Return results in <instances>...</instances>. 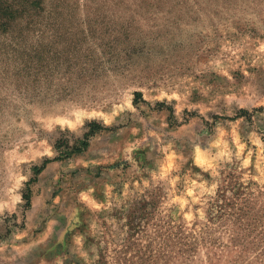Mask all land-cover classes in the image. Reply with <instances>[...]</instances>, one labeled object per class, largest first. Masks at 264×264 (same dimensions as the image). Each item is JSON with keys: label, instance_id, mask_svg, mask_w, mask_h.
<instances>
[{"label": "rangeland", "instance_id": "1", "mask_svg": "<svg viewBox=\"0 0 264 264\" xmlns=\"http://www.w3.org/2000/svg\"><path fill=\"white\" fill-rule=\"evenodd\" d=\"M159 248L264 264V0H0V264Z\"/></svg>", "mask_w": 264, "mask_h": 264}, {"label": "trees", "instance_id": "2", "mask_svg": "<svg viewBox=\"0 0 264 264\" xmlns=\"http://www.w3.org/2000/svg\"><path fill=\"white\" fill-rule=\"evenodd\" d=\"M135 96L139 97V94H136ZM142 103L144 105H147L146 102H142ZM134 104L135 105L137 104V100L134 101ZM156 106L159 109V108H162L164 106V104L158 103V104H156ZM241 113H244V115L247 114L246 111H243ZM88 128L90 130L88 132H86L81 139H76L72 148L67 146V150L64 153V155H66L68 157L74 153H79L81 151H84L88 146V138L93 135L92 134L93 129H97L98 131L103 130V129H105V130L110 129V128H101V126H98L96 123H89ZM47 161L48 160H44L40 166H33L32 167L33 173L34 174L40 173L43 170V168L45 167ZM24 199L26 201V205L28 206V203H29L28 195H25ZM250 215H251L250 209H248L246 205H242V206L238 207L235 212H232L230 214V216L234 218L235 223L239 222L238 226H236V228L234 230L235 232H240L241 230L248 229V227L250 225V221L249 220L245 221L243 218L247 219ZM244 235L246 236V234H244ZM260 239H263V237L261 238V235H260ZM233 240H235V238H233L232 241ZM130 243H131V245H134V243L132 241H130ZM179 244H180V241H177L174 243L175 246L179 245ZM124 246H125L124 248H128V245H124ZM145 253L146 252H144V254ZM168 258H170V259L175 258V255H169V256H168V254L165 255L162 252V249L159 248V249L155 250V252L149 253L147 255H143L142 257L135 256L134 259L137 261H134L133 258H121L120 256H117L114 264H158L159 261H167ZM150 261H152V262L150 263ZM102 264H106V263H102Z\"/></svg>", "mask_w": 264, "mask_h": 264}]
</instances>
